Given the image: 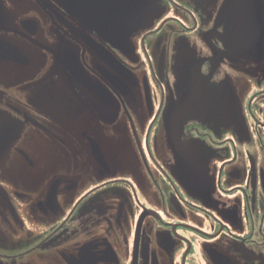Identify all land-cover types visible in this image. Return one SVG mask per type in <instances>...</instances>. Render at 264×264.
Listing matches in <instances>:
<instances>
[{
  "label": "flooded vegetation",
  "instance_id": "flooded-vegetation-1",
  "mask_svg": "<svg viewBox=\"0 0 264 264\" xmlns=\"http://www.w3.org/2000/svg\"><path fill=\"white\" fill-rule=\"evenodd\" d=\"M0 264H264V0H0Z\"/></svg>",
  "mask_w": 264,
  "mask_h": 264
}]
</instances>
